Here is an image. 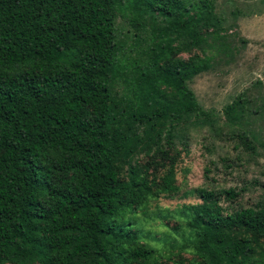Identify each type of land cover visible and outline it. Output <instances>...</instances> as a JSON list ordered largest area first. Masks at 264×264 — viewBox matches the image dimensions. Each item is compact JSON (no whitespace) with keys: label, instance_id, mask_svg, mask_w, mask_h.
I'll return each mask as SVG.
<instances>
[{"label":"trees","instance_id":"1","mask_svg":"<svg viewBox=\"0 0 264 264\" xmlns=\"http://www.w3.org/2000/svg\"><path fill=\"white\" fill-rule=\"evenodd\" d=\"M213 3L0 0V264L150 263L127 243L124 214L174 186L160 180L131 198L126 190L143 192L148 182L136 154L185 147L191 127L211 124L212 110L188 81L209 67L206 49H227ZM117 16L126 17L125 32ZM245 101L239 94L221 113L251 150L253 136L237 123ZM172 176L170 165L165 178ZM198 192L203 202L191 212L198 260L171 264H233L246 241L225 233L264 237V193L232 207L234 187Z\"/></svg>","mask_w":264,"mask_h":264},{"label":"rangeland","instance_id":"2","mask_svg":"<svg viewBox=\"0 0 264 264\" xmlns=\"http://www.w3.org/2000/svg\"><path fill=\"white\" fill-rule=\"evenodd\" d=\"M213 4L222 27L219 34L225 37L227 49L223 52L216 46L206 49L212 56L209 67L188 81L198 104L212 110L211 124L191 127L184 134L185 147L176 143V147L165 146L163 155L157 150L136 154L134 160L145 166L148 182L143 192L126 190L131 198L152 193L151 184L160 180L166 181V186L168 182V186H174L169 193L145 197L144 203L124 214L130 238L127 243L137 249L141 246L148 253L149 264L198 260L191 244V227L195 225L191 212L203 202L199 189L236 188L240 195L236 203H230L232 207L248 206L264 193L259 185L264 182V0H214ZM125 19L121 16L115 19L121 32L129 27ZM193 52L199 53L195 48ZM177 56L186 59L188 53ZM239 94L246 99V110L237 123L249 138L253 136L251 150L242 148L236 137L237 126L226 123L221 113L223 106ZM170 165L173 176L167 181L166 170ZM225 235L246 241V249L233 264H264V237L242 228H234ZM59 258L68 261L64 256ZM11 260L12 264H29L20 258ZM52 262L50 257L48 263ZM82 262L97 264L90 257Z\"/></svg>","mask_w":264,"mask_h":264}]
</instances>
